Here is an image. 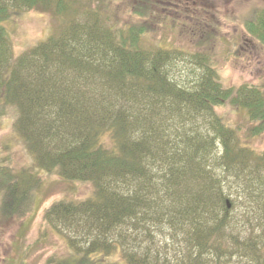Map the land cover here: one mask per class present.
<instances>
[{"label":"trees","instance_id":"trees-1","mask_svg":"<svg viewBox=\"0 0 264 264\" xmlns=\"http://www.w3.org/2000/svg\"><path fill=\"white\" fill-rule=\"evenodd\" d=\"M80 3L81 0H0V43L8 39L3 22L18 5L54 9L61 18L70 12L58 35L36 43L11 65L5 64V68L1 66L4 60H0V116L11 109L13 133L37 166H0V216L30 214L43 173L55 174L67 182H88L92 190L87 195L58 199L45 210L48 225L58 220L77 221L87 227L80 238L66 234L69 255L55 262L106 264L118 255L122 264H170L158 251L155 255L141 246L130 248L122 240L129 223L146 220L155 207L157 194L166 192L175 205L174 213L193 225L184 239L189 250L187 257L177 259L175 264H213L230 249V253L251 255L256 264H264L261 238H241L230 233L229 241L219 236L224 227L226 231L231 212L220 210L227 200L226 194H219L213 182L198 175L199 158L209 157L202 149V141L195 143L196 138L186 133L178 143L170 137L159 140L153 134L159 130L156 126L154 132L151 128L135 136L131 128L135 117L136 123L146 125L152 119L153 125L156 123L155 112V117L152 111L137 112L141 97L148 99L149 106L153 103L155 107L156 99L168 98L181 107L211 112L224 146L222 157L241 161L247 170L246 178L252 181V177L263 173L264 149L244 143L246 139L239 135L238 128L219 115L216 107L234 99L232 104L243 107L250 121H257L251 128L254 130L264 122L263 87L245 84L233 93L231 87L222 84L215 67L206 64L204 77L200 75L191 90L167 70L170 60L177 55L174 53H191L162 45L144 48L140 44L144 28L106 23L105 12L92 5L84 8L85 23H81L79 9H72ZM261 11L255 13L254 20L250 19L247 29L264 40V9ZM90 14H95L94 24L89 22ZM97 26H103L105 33L100 34ZM64 70L71 72L64 74ZM91 73L114 94V99L105 98L111 105H105L96 96L94 86L81 80L89 74L85 79L88 80ZM59 86L63 88L60 91ZM233 135L238 139L234 145ZM194 150L202 157L193 154ZM155 166L162 167L161 175L156 173L157 168L153 169ZM262 192L255 202L258 216L264 219ZM84 235L88 238L82 241ZM260 236L264 238V229Z\"/></svg>","mask_w":264,"mask_h":264},{"label":"rangeland","instance_id":"rangeland-1","mask_svg":"<svg viewBox=\"0 0 264 264\" xmlns=\"http://www.w3.org/2000/svg\"><path fill=\"white\" fill-rule=\"evenodd\" d=\"M87 5L103 10L108 17L106 23H129L144 28L140 40L144 48L154 49L162 45L179 47L191 53L187 55L176 52L174 54L177 55L167 65L171 75L178 82L190 86L191 90L200 75L204 77L206 64L215 67L222 84L231 87L233 93L245 84L260 85L264 89V40L253 36L247 29L250 19L256 18L255 13L260 14L264 9V0H81L79 5L72 7L79 9L77 13L81 23H85L83 12ZM12 10L10 18L3 22L8 36L7 41L0 43L3 68L5 64L11 65L36 43L58 35L70 18V12L68 16L61 18L55 14L54 9L46 11L41 6L35 8L18 5ZM94 15H89L90 24H94ZM103 29V26H97L100 34L105 33ZM67 72L71 71L64 70V74ZM87 75L89 74L81 80L93 85L96 96L100 97L105 105H111L105 98L114 99L115 96L110 89L104 87L105 82L98 80L92 73L89 79L85 80ZM58 88L59 91L63 89L62 86ZM141 98L138 109L136 107L137 112L152 111V116L155 112L156 123L153 125L152 119L151 123L145 122L144 125L139 121L136 123V117L133 118L134 126L131 128L135 136L144 130L150 131L151 128L154 132L156 126L159 130L153 134L159 140L170 137L176 138L175 143H178L186 133L192 134L191 138H196L195 143H198L199 139L202 141V149L204 148L209 157L206 155L204 159L199 152L193 151V154L202 157L197 163L198 175L204 181L213 182L219 194L220 191L226 194L227 200L221 204L220 210L224 212L229 209L231 212L226 221V231L224 227L219 236L232 241L229 234L234 233L241 238L254 236L255 239L264 240L260 236L263 235L264 219L258 216L255 202L264 188V170L249 181L246 178L247 170L241 161L225 160L222 157L224 146L215 129L213 113L193 110L185 105L181 107L168 98L159 101L156 99L155 107L153 103L149 106L148 99ZM233 101L234 99H231L224 105L217 106L218 114L228 118V121L238 128L239 135L246 139L244 143L254 149H264V126L261 125H264V122L251 130L257 125V121H250L246 110L232 104ZM12 117L11 109L0 116V166L4 163L14 168H36L35 159H32L13 133ZM168 125L171 128H167ZM237 141L233 135L232 144ZM152 163H155L154 160ZM156 168L153 167L155 170ZM161 169L162 167L158 166V175H161ZM41 180L36 203L30 214L21 217L0 216V264H57L56 259L62 260L69 255L65 246V239L68 237L66 234H76L77 238H80L87 231V227L77 221L63 223L54 220L48 225L44 213L58 199L87 195L91 192L92 185L88 182H67L55 174L43 173ZM157 195L154 200L155 207L151 209L149 217L146 220H136L133 224L129 223L130 227L125 228L122 240L130 248L141 246V249H149L155 255L158 251L162 259H168L170 264H175L177 259L187 257L189 250L186 249L184 239L193 225L174 213L175 205L170 201L169 194L159 192ZM85 238L88 236L84 235L82 241ZM229 251L232 252L233 249ZM227 252L223 253L221 259L212 263L256 264L251 255L246 257L241 253ZM120 258L118 255L113 256L106 264H122ZM52 259L54 261H51Z\"/></svg>","mask_w":264,"mask_h":264}]
</instances>
